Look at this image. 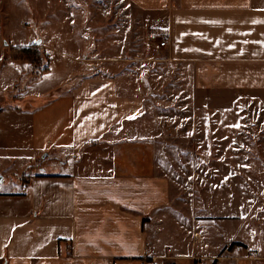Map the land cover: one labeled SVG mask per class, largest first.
<instances>
[{"label": "crops", "instance_id": "crops-1", "mask_svg": "<svg viewBox=\"0 0 264 264\" xmlns=\"http://www.w3.org/2000/svg\"><path fill=\"white\" fill-rule=\"evenodd\" d=\"M127 1L143 12L147 60L168 63L195 106L247 96L264 107V0ZM139 44L109 69L98 62L91 76L79 70L19 100L42 105L0 109V159L21 170L8 185L11 167L0 165V264H264V129L240 146L263 156L240 179L249 207L218 216L197 207L211 180L172 172L169 149L179 148L162 118H145L146 87L131 70Z\"/></svg>", "mask_w": 264, "mask_h": 264}, {"label": "rangeland", "instance_id": "rangeland-1", "mask_svg": "<svg viewBox=\"0 0 264 264\" xmlns=\"http://www.w3.org/2000/svg\"><path fill=\"white\" fill-rule=\"evenodd\" d=\"M146 34L150 35L143 12L127 0H0V109L42 105L45 99L19 100L29 91L35 96L37 90L55 87L73 72L87 70L91 76L97 72L93 65L98 62L102 63L101 70L109 69L113 62H123L120 59L130 56V41L141 40L138 68L131 70L136 72L141 87H146L139 92L147 101L145 118L154 122V118H162L157 125L163 129L168 146L179 148V154L169 149L172 172L183 181L195 173L205 178L209 175L211 183L205 185L210 187L209 192L196 202L200 209L217 216L245 211L249 205L241 200V194L247 188L240 179L255 175V161L263 156L252 151L245 157L240 146L246 132L264 129V107L247 96L217 101L215 106L206 102L195 106L193 93L166 75L168 69L161 66L168 63L147 60ZM29 48H39L50 61V75L42 76H48L46 79L32 80L30 64L14 59L15 51ZM231 102L239 105L230 106ZM249 161L254 166L245 170ZM175 163L179 164L177 170ZM0 165L11 167L4 172L7 184L15 182L21 171L18 164L12 167L0 159ZM191 203L188 200L187 204ZM231 228L233 234L240 231L239 224L233 223Z\"/></svg>", "mask_w": 264, "mask_h": 264}, {"label": "trees", "instance_id": "trees-1", "mask_svg": "<svg viewBox=\"0 0 264 264\" xmlns=\"http://www.w3.org/2000/svg\"><path fill=\"white\" fill-rule=\"evenodd\" d=\"M14 59L30 64L32 80H39L43 75L50 71V61L48 62L47 56H45V53L39 48H36V50L31 48L17 50L15 51ZM26 177L27 176H23L22 179H25Z\"/></svg>", "mask_w": 264, "mask_h": 264}, {"label": "built area", "instance_id": "built-area-1", "mask_svg": "<svg viewBox=\"0 0 264 264\" xmlns=\"http://www.w3.org/2000/svg\"><path fill=\"white\" fill-rule=\"evenodd\" d=\"M166 45H167V42L166 41L161 42V44H160L161 47H166Z\"/></svg>", "mask_w": 264, "mask_h": 264}, {"label": "water", "instance_id": "water-1", "mask_svg": "<svg viewBox=\"0 0 264 264\" xmlns=\"http://www.w3.org/2000/svg\"><path fill=\"white\" fill-rule=\"evenodd\" d=\"M0 183H3V177H0Z\"/></svg>", "mask_w": 264, "mask_h": 264}]
</instances>
